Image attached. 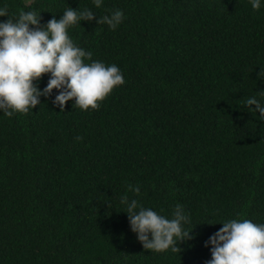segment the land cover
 <instances>
[{"label":"trees","instance_id":"trees-1","mask_svg":"<svg viewBox=\"0 0 264 264\" xmlns=\"http://www.w3.org/2000/svg\"><path fill=\"white\" fill-rule=\"evenodd\" d=\"M10 14L66 7L123 22L81 21L69 35L116 64L125 83L80 110L57 94L27 114H0V264H205L228 218L264 223V121L245 106L264 90V7L248 0H0ZM7 17H0L6 20ZM49 74L35 81L43 89ZM74 99V98H73ZM82 137L76 141L75 137ZM138 185L140 194L128 185ZM191 214L194 238L151 252L119 196ZM215 224H209L207 222ZM218 222V223H216Z\"/></svg>","mask_w":264,"mask_h":264},{"label":"clouds","instance_id":"clouds-1","mask_svg":"<svg viewBox=\"0 0 264 264\" xmlns=\"http://www.w3.org/2000/svg\"><path fill=\"white\" fill-rule=\"evenodd\" d=\"M30 2V0H29ZM96 8L104 0H91ZM255 11L264 7V0H248ZM41 12L32 8L10 14L7 5H0V114L12 117L27 114L41 104L40 97H49L53 89L57 94L52 99L62 112L65 102L73 101L80 110L99 109L114 88L125 83L121 69L114 63L92 59L93 52L79 46L69 35V29L80 26L81 21L107 25L115 30L124 20L123 10L116 8L105 15L94 16L89 7H66L59 19L55 15L41 24ZM42 74H49L46 86L41 89L35 81ZM258 78H264L260 68ZM259 96L245 99L244 105L259 113L264 121V90ZM74 98V99H73ZM81 136L75 137L80 141ZM132 192L140 194L138 185H128ZM119 203L127 213L130 230L136 234L142 247L151 252H176L181 241L194 237L191 214L183 204L177 203L169 215L141 205L137 198L119 196ZM207 222V221H206ZM209 224H215L207 222ZM218 223V222H216ZM215 233L205 241L211 245V259L205 264H264V223H257L237 214L221 222Z\"/></svg>","mask_w":264,"mask_h":264}]
</instances>
